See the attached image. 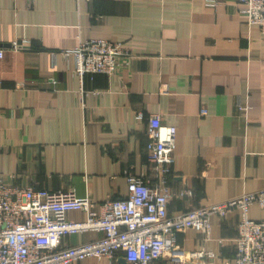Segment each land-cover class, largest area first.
<instances>
[{"label": "crops", "instance_id": "1", "mask_svg": "<svg viewBox=\"0 0 264 264\" xmlns=\"http://www.w3.org/2000/svg\"><path fill=\"white\" fill-rule=\"evenodd\" d=\"M222 1L0 0V176L96 202L124 196V170L148 171L146 120L158 113L176 127L168 214L264 189V32L237 0ZM92 38L120 42L129 55L116 75L82 84L70 50ZM81 85L102 92L81 98ZM186 187L191 195H178ZM247 215L264 218V208L252 204ZM240 218L210 216L208 240L193 228L177 233L175 249L153 264L204 249L214 264L233 262ZM72 264L128 263L117 252Z\"/></svg>", "mask_w": 264, "mask_h": 264}, {"label": "built area", "instance_id": "2", "mask_svg": "<svg viewBox=\"0 0 264 264\" xmlns=\"http://www.w3.org/2000/svg\"><path fill=\"white\" fill-rule=\"evenodd\" d=\"M206 1L212 6L223 3ZM237 2L247 24H256L264 32V0ZM17 45L13 42V46ZM70 52L82 84L86 77L90 79L97 73L116 75L129 55L120 42L101 38L82 41ZM79 91L81 98L88 92H102L87 90L83 85ZM240 108L245 112L248 106ZM145 133L148 171L135 174L125 169L127 192L121 197L96 202L88 192L79 196L74 190L36 189L29 184L6 182L0 176V264H72L89 257L114 258L117 252H123L128 264H153L175 249L177 233L193 228L208 240L210 216L222 217L233 210L241 213L234 260L224 264H264V218L254 220L247 215L252 204L264 208V189L170 215L168 177L176 127L162 124L160 114L154 113L147 117ZM191 193V188L186 187L178 195ZM72 210L81 211L84 218L69 219L67 214ZM85 231L101 235L74 245L62 243L65 235ZM214 259L215 253L208 249L174 251L172 255L173 264H214Z\"/></svg>", "mask_w": 264, "mask_h": 264}]
</instances>
